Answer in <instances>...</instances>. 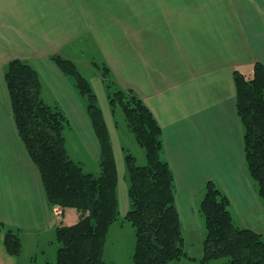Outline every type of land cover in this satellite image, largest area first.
Wrapping results in <instances>:
<instances>
[{
  "label": "crops",
  "instance_id": "1",
  "mask_svg": "<svg viewBox=\"0 0 264 264\" xmlns=\"http://www.w3.org/2000/svg\"><path fill=\"white\" fill-rule=\"evenodd\" d=\"M53 55L73 60L97 96L116 162L118 221L129 209L126 149L96 65L139 95L161 127L160 158L174 175L187 255L202 256L199 206L209 180L229 198L235 225L264 234V203L247 171L233 79L234 71L250 78L256 62L264 65V0H0V264H23L26 243L33 245L28 259L45 264L39 257L45 243L54 245L56 226L77 215L69 208L57 215L58 206L47 203L13 119L4 76L10 60L38 72L44 102L60 107L75 141L99 166L86 99ZM6 229L21 240L18 255L3 247Z\"/></svg>",
  "mask_w": 264,
  "mask_h": 264
},
{
  "label": "trees",
  "instance_id": "2",
  "mask_svg": "<svg viewBox=\"0 0 264 264\" xmlns=\"http://www.w3.org/2000/svg\"><path fill=\"white\" fill-rule=\"evenodd\" d=\"M51 59L86 99V113L100 149L99 173L85 172L70 158L63 136L69 121L59 106L44 102L38 72L21 59L10 60L4 71L13 119L39 171L49 206L73 209L77 214L75 220L55 228L59 246L54 264H106L102 254L108 229L119 217L117 169L109 131L97 96L76 63L61 55ZM96 67L112 112L121 111L135 141L145 150L142 165L136 164L129 151L124 154L129 209L123 219L135 231L133 264H192L189 262L195 259L184 249L174 175L160 158L161 127L139 95L118 86L107 66ZM233 79L246 167L264 203V65L256 62L250 78L234 71ZM199 211L205 236L197 264H264V234L235 225L229 198L212 180L205 185ZM2 230L0 224V234ZM2 243L9 255L20 253L21 240L10 229L4 231ZM181 258L188 262L177 263Z\"/></svg>",
  "mask_w": 264,
  "mask_h": 264
},
{
  "label": "rangeland",
  "instance_id": "3",
  "mask_svg": "<svg viewBox=\"0 0 264 264\" xmlns=\"http://www.w3.org/2000/svg\"><path fill=\"white\" fill-rule=\"evenodd\" d=\"M89 51H90L89 54H95L96 61H99L97 58L98 52L92 49H90ZM81 69L83 72L89 71L88 67L83 66V68ZM115 117H116V121L118 122V135L120 137L122 146L125 147L126 151H129L131 154H133V156L136 159L137 165L144 164L145 150L135 141L132 132L129 131L126 125V122L124 120L121 111L118 110L116 112ZM63 136L65 138L66 148L71 158L74 161H78L85 172L99 173L98 163L97 162L94 163L88 160V157L85 155L83 149L79 146V144L75 141L74 134L71 133L68 127H65ZM61 211H62L61 207L59 208L58 206V208L56 209L57 212L56 214L60 215ZM55 246H58V243L56 241H54V245H52V247L50 245H47V243H45L44 248L46 254L44 257H42L40 254L39 261L45 259L46 260L44 262L45 264H54L57 254V250ZM134 247H135L134 227L128 221L121 222L120 220L119 221L117 220L113 222L108 229V235L103 249L102 259L106 264H133ZM34 249L37 250V248ZM32 251H33V245L31 243H26L25 252L23 253V255L19 257L24 260L23 264L38 263V259L37 261H35V259H33L32 261L28 259L29 257L28 252L32 253ZM194 251L195 252L197 251L196 245L194 246L192 245V250H190V253H194ZM198 259L191 261L189 263L197 264ZM20 262H22V260H20ZM182 262H188V260L181 258L180 260L177 261V263H182Z\"/></svg>",
  "mask_w": 264,
  "mask_h": 264
}]
</instances>
